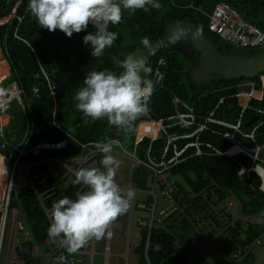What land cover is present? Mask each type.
Instances as JSON below:
<instances>
[{"label":"trees","instance_id":"1","mask_svg":"<svg viewBox=\"0 0 264 264\" xmlns=\"http://www.w3.org/2000/svg\"><path fill=\"white\" fill-rule=\"evenodd\" d=\"M18 2L20 5L15 15L0 27V48L11 70L10 77L6 80L16 82L20 89L21 102L15 98L9 104V107L14 106L11 103L16 104L15 111L18 115L21 113L19 118L17 113L15 114L19 136L14 139L13 144H19L23 140L29 145L59 140H64L66 144L63 150L44 149L39 155L28 150L18 160V166L25 167L30 177L35 180L37 193L41 194L47 208L65 196L75 199L83 187V184L74 183L75 175L66 184L61 182L66 173L61 163L72 165L71 160L75 157L86 159L95 154L93 159L102 170L100 161L103 156L95 148L96 142L108 138L118 139L125 150L132 153L136 141L135 157L141 164L131 171L130 186L134 189L148 187L150 162L158 164L166 152L165 160L171 159L176 152H181L177 158L178 163L170 169L171 178L178 182L181 190L198 192L215 183L222 196L227 195L223 189H228L236 197L240 204V214L248 218L242 219V222L245 220L243 224L245 229L242 230L241 222H237L227 241L218 243L213 251L191 229L184 217H176L164 229L151 230L149 243L159 246V250L147 251L149 264H229L225 256H231L264 235V225L248 223L251 217L261 216L264 212V192L260 189L262 177L254 171L239 174L242 167L250 168L252 162L245 148L264 145V113L260 115L257 123L250 127L247 125L253 116L259 114L257 110H264L262 74L251 79L224 80L201 91L192 92L185 79L189 62L180 51L185 50L184 44L169 46L168 49H156L146 64L151 69L147 78L152 80L158 59L164 58L167 67L161 68V71L165 73V80L160 89L154 88L147 114L135 121L131 131H125L109 124L107 119L92 121L90 117L85 118L83 113L77 110L74 99L76 92L83 87L87 73L110 70L119 75L123 71L120 67L123 60L106 54L99 58L91 55V46L83 43L84 35L95 32L91 24L86 31L73 33L71 38L59 29L49 32L45 28H40L28 9L29 0H0V19L13 15ZM220 2L228 3L253 28L264 31V0H159L163 6L159 10L150 9L145 12L143 9L135 11L122 9L121 22L118 25H108V30L117 32L118 38L110 48L105 49V52L116 53L117 49L126 43L124 42L126 38L130 39L129 43H136V48H144L141 43L143 37L147 36L153 43L161 36L170 21L182 18L192 20L226 53L236 52L252 56L262 52L264 47H237L209 30L210 14ZM133 48L130 47V50ZM6 76V72L0 70V83ZM245 82L250 85L237 88L238 84ZM15 86L16 84L10 85L5 93L7 91L8 94L9 91L13 93ZM239 91L252 92V95L248 99L242 98L238 96ZM174 97L183 103L175 104ZM245 102L248 108H244ZM185 104L194 107L195 123L184 127L174 125L176 113L190 112ZM211 111H214L213 118L225 125L206 122V117ZM85 119L88 123L84 122ZM159 121H162L161 124H171L172 127L161 131L158 129L161 125ZM153 122H156L154 130L147 127ZM237 123L239 132L232 127ZM258 125L260 126L254 132L255 141L242 135L250 133L253 127ZM201 126H206V129L202 130ZM140 127L144 128L138 130ZM0 141L2 145V138ZM167 146L169 149L166 151ZM21 149L22 145L16 151L8 147L7 150L1 149L0 153L12 154L14 163ZM198 150L202 155H196ZM262 159L264 160V155ZM89 164L90 161L82 167H88ZM31 166L33 167L30 169ZM257 170L264 178V163ZM5 171V165L0 161V189L6 183ZM17 175L18 171L15 183L18 181ZM66 178L67 176L63 180ZM262 187L264 189V183ZM155 188L158 190L159 186ZM37 193L31 191L27 195L14 194L10 206L19 203L27 230L33 233L41 252L47 255L42 254L37 264H50L60 255H64L68 260L70 254L58 246L59 241L53 242L48 237L47 229L50 222ZM145 200L151 201L152 198L147 195ZM3 214V209L0 208V233ZM184 228L189 230L192 240L185 235ZM139 234L138 247L131 253L135 264H146L144 259L146 230L141 228ZM176 240L180 245L179 250L175 248ZM195 241L201 245L202 250L197 247ZM55 247H58L55 253H50V248ZM90 247L91 240L78 252L85 253ZM27 264L35 263L27 260Z\"/></svg>","mask_w":264,"mask_h":264},{"label":"clouds","instance_id":"2","mask_svg":"<svg viewBox=\"0 0 264 264\" xmlns=\"http://www.w3.org/2000/svg\"><path fill=\"white\" fill-rule=\"evenodd\" d=\"M162 7L159 0H29L28 4L40 28L49 32L59 29L71 38L73 33L84 32L91 24L95 32L84 35L83 43L91 46V55L95 58L103 56L105 49L117 40L118 33L108 30V25L121 22L122 9L148 12ZM188 36V30L177 26L169 36V43L176 45ZM191 36L195 39L196 33H191ZM141 43L145 49L153 47L147 36ZM120 67L123 71L119 75L110 70L87 73L83 87L76 92L74 99L77 110L85 118L90 117L92 121L107 119L109 124L131 131L135 121L149 111L154 83L147 78L151 69L141 58H125ZM84 122L88 123V120ZM95 148L103 156L100 161L103 170L95 166L80 167L75 173L74 183L83 184L87 190L75 199L65 196L52 205L48 237L53 242L58 240V246L65 248L70 255L86 247L92 239H111L113 232L109 230L110 226L129 208L131 193L123 192L116 182L120 161L113 155L114 149L125 150L124 145L118 139L108 138L96 142ZM56 264L69 262L60 255Z\"/></svg>","mask_w":264,"mask_h":264},{"label":"built area","instance_id":"3","mask_svg":"<svg viewBox=\"0 0 264 264\" xmlns=\"http://www.w3.org/2000/svg\"><path fill=\"white\" fill-rule=\"evenodd\" d=\"M19 5L20 2L16 4L13 10V15L9 17L12 18L15 15L16 9ZM19 20L21 19L19 18ZM3 23L4 22L0 23V25ZM208 28L212 33L216 34L222 40L233 44L234 46H250L261 48L264 47V31H259L253 28L250 23L241 18L239 14L226 2H220L216 5L215 9L210 14ZM166 67V60L164 58L158 59L152 76V81L154 83L155 89H160L162 87V82H164L165 80V73L161 71V68ZM244 85L245 83L238 84L237 88H241ZM247 85H250V83H248ZM13 92L14 93H11V95L9 96L10 99L18 97L19 90L14 89ZM245 93L247 94L244 95L243 91H239L238 96L245 97L248 99L252 95V92ZM173 102L177 104L182 101L174 97ZM185 105L190 110V112L176 113V115L174 116L176 118V122L174 123V125L184 127L186 125H191L195 123L196 115L193 113L194 107L190 106L189 104ZM243 106L244 108H248L247 102H245ZM213 112L214 111H211L206 117V122H213L225 125L223 122L217 121L215 120V118H213ZM257 112L263 114L264 110H257ZM155 123L156 122H153L152 127H154ZM159 123L161 124L162 121H159ZM260 125L254 126L250 133L242 135L246 138L251 139L252 141H255L254 132L258 129ZM170 127H172L171 124H161L158 129L161 131H166ZM232 127L237 132H239V123L233 125ZM201 128L202 130L206 129V126H201ZM137 134L138 131L136 135ZM170 143L171 141L169 137V144ZM21 145L23 146V149L20 150V154L13 164L12 154L6 158L8 160L10 168V177L8 180L7 195L5 196L3 206L1 207L3 209L4 214L2 221V229L0 233V264H27V260L33 261L35 264H37L43 254L40 250L39 244H37L33 236V233L27 230V225L24 217L21 214L19 203L17 202L18 204L13 207L10 206L12 195L14 194L17 195L18 193H22L27 195L31 191L37 193L35 180H33L30 175H28L27 178L28 182H22L21 184L15 183V175L18 167V160L22 155L26 154L28 150L33 151L35 155H39L44 149L63 150L66 144L64 140H59L56 142L40 143L33 146L31 144L29 145L23 140L20 144H13L11 146L12 150L16 151ZM5 147L6 146L2 144V148ZM135 149L136 141H134L132 153L121 149L120 151L124 155H129L132 158L135 167H137L141 163L135 157ZM168 149L169 146H167L166 151ZM263 149L264 145L255 146L254 148H245V150L249 152L252 158V162L250 168L242 167L239 174L254 171L255 173H259L262 179H264L262 173L257 170V168L261 165L260 163L262 162L259 155H261ZM166 153L162 155V160H160L158 164L150 162V165L148 167L151 173L148 175V187L133 190L143 191L145 192V194L151 196L152 198L151 201L144 200L138 201L136 203V207L138 209L147 211L149 215L148 218H146L145 220L139 221V225L146 230V238L144 245V259L146 264H149L147 258V251L149 249L153 251L159 250V246L151 245L149 243L151 230L153 228L164 229L166 225L176 217H184L187 223L190 225L191 229L194 230L195 233H197L198 236L202 239L203 243L213 251L214 247L218 243L224 240L227 241L229 233L232 231L233 228H236L237 222L242 221V215L240 214V204L236 197L232 193H230L228 189H223V191L227 194L225 197L218 192V186L215 183L209 184L198 192H190L189 189L181 190L180 186L178 185V182L172 179L170 175V169L176 163H178L177 158L181 155V152H176L175 155L169 160H165ZM94 155L86 159H79L78 157H75L71 160L72 165H66L64 163H61L66 169V173L63 179L67 176V178L65 180L62 179L61 182L66 184L68 180H70L75 175L76 171L80 167L84 166L88 161H90L89 166L97 165V161L93 159ZM196 155H202V153L198 150ZM73 160H75L76 163H74ZM32 167L33 166H31V168ZM262 185L260 189L264 191ZM156 186H159L158 190L155 189ZM82 190L86 191L87 187L83 185V187L79 190L78 193L83 192ZM122 190L126 191V193H131L132 191L128 188H122ZM37 194L40 196L42 206L51 224L52 207L47 208L44 205L43 198H41V194ZM133 195L134 193L132 192V194L130 195L132 197V200ZM159 199L165 201V206L157 208ZM130 219L131 207L129 208V217L127 222V241L125 246V251L127 253L124 252V254L122 255L125 264H135L134 261H128V255L130 251L138 247V243L140 241L139 233L134 236L131 242L129 241ZM109 230L111 231V226ZM261 237L259 239H255L250 245L239 249L231 256H225L227 262H229V264H239L242 262V260L249 258L251 249L254 246L264 245V241ZM21 238L23 241H21ZM93 248L95 247L92 241V245L89 249L90 252L87 251L85 253H82L77 251L76 253L71 254L70 257H68L69 264H85V259L82 255L89 256L90 253L94 252L95 249L93 250ZM111 248L112 246L109 242L104 253V263L106 260L107 264H109V259L106 258V254L110 253ZM175 248L177 250L180 249V245L177 240L175 242ZM57 249L58 247L50 248L49 252L55 253V250ZM50 264H56V259H54Z\"/></svg>","mask_w":264,"mask_h":264},{"label":"water","instance_id":"4","mask_svg":"<svg viewBox=\"0 0 264 264\" xmlns=\"http://www.w3.org/2000/svg\"><path fill=\"white\" fill-rule=\"evenodd\" d=\"M177 26H181L189 31L188 38L180 42L184 44L185 50L183 51L180 49V51L183 52L189 62L185 79L192 92L201 91L209 85H215L224 80L251 79L259 74L264 76V50L252 56L243 53H226L217 47L205 33L188 18L170 21L166 25L161 36L152 43L153 47L151 49L137 47L127 54L112 52H105V54L112 58L122 60L129 57L141 58L147 64L156 49L170 48L169 36L172 30ZM193 32L196 33L195 39L191 36ZM12 84L13 83L10 85ZM260 115L259 113L253 116L252 120H250L247 125L250 127L257 123L260 120ZM7 166L9 168L8 162ZM184 233L186 236L190 237L191 240L193 239L187 228H184ZM195 244L202 250L198 242L195 241ZM125 253L127 252L125 251ZM206 256L208 257V255ZM104 264H107L106 260ZM242 264H264V245L255 246L251 250V257Z\"/></svg>","mask_w":264,"mask_h":264},{"label":"rangeland","instance_id":"5","mask_svg":"<svg viewBox=\"0 0 264 264\" xmlns=\"http://www.w3.org/2000/svg\"><path fill=\"white\" fill-rule=\"evenodd\" d=\"M10 20H11V17L8 16V17H5L3 19H0V23L4 22L3 24H5V23L9 22ZM3 24H1V25H3ZM1 25H0V27H1ZM129 41H130V39L126 38L125 41H124L126 43H124L121 46V48L117 49L116 53L127 54L128 52H130L134 48H136V46H137L136 43H134V42L129 43ZM130 47H134V48L132 50H130ZM115 48H117V47H115ZM1 57H2L3 60H5L3 55ZM11 83H13V82L12 81H8V80L5 79L4 81H2L0 83V85H4V86H8L9 87V85ZM247 84H248V82H245V85H247ZM2 87L3 86H0V93L2 92L1 91ZM245 94H247V93L244 92V95ZM7 97H9V96H7ZM242 98H245V97H242ZM11 104L14 105V106H10L9 107L11 109L10 112H8L9 110H6L5 108H3V110H2L3 116H4L3 117V120H4L3 121L4 122V133L9 132V133H11V134H13L15 136V137H13L14 139H17L19 135L17 133L18 132V130H17L18 127H17V124H16V118L17 117L18 118L21 117V113H20V115H18V112L15 111L16 110L15 109L16 104H13V103H11ZM12 107H13L14 110L12 109ZM8 113L11 116H13V117L8 116ZM16 113L18 115L17 117L15 116ZM9 118H10V121H8ZM151 126L152 125H148L147 127L152 129ZM1 135H3L2 126L0 127V136ZM21 142L22 141H20V143ZM0 143H1V141H0ZM2 153H6V151H2ZM113 155L115 156V158L117 160L120 161V166H119V168L117 170L116 177H115L116 182L118 183L120 188L131 189L132 190L131 194H132V192L134 193L133 200H132L131 196H129V198H128L129 199V208L131 207V219H130V223H129V226H130V235H129L130 239H129V241L131 242L133 240L134 236L136 234L140 233V231H141L142 227L139 225V221H143L146 218H148V216H149L147 211H144L142 209H138L136 207V202L144 201L147 194H145V192L140 191V190L133 191V190H136V189H134L129 184L130 176H131V170L133 168H135V164H134L132 158L129 155H124L120 151L119 148L114 149ZM262 155H264V149H263V152L261 153V155H259L261 160H263L262 159ZM73 162L76 163L75 160H73ZM262 163H264V162H261L260 164H262ZM95 167H98V165H95ZM29 168H28V170H30ZM17 171H18V175H17L18 181H17V183L21 184L22 182H28V180L26 178L28 172L26 171L25 167L18 166L17 167ZM7 189H8V180L6 181L4 187L2 189H0V208L3 206L4 198L7 195ZM122 191L126 193V191H124V190H122ZM162 206H165V201H162V200L159 199L157 208H160ZM129 208H128V211L124 215L120 216L111 225V231L113 232V236H112L111 239L104 238V239H101L99 241H97L95 239L91 240V245H92V241H93L94 247L95 246L96 247L93 248V250L95 249L93 253H90L89 256L87 255L88 258L84 257L85 264H104V253H105V249L107 247V244L109 242H110V245L112 246V248H111L112 252L110 251V254H111L110 258L111 259L109 258V260H110L109 264H125V261H124V258L122 257V255L125 252V246H126V241H127V227H128V223L127 222H128V217H129ZM243 218H245V217L242 215V219ZM245 219L247 220L248 218H245ZM248 223H251V224H264V212H263V214L261 216L251 217L249 219ZM243 224H245V220L243 222L241 221L242 230L245 229L243 227ZM261 238L264 241V235ZM93 259H94V263H93ZM128 261H130V262L134 261V258L132 257L131 251L129 252V255H128Z\"/></svg>","mask_w":264,"mask_h":264},{"label":"crops","instance_id":"6","mask_svg":"<svg viewBox=\"0 0 264 264\" xmlns=\"http://www.w3.org/2000/svg\"><path fill=\"white\" fill-rule=\"evenodd\" d=\"M2 55H3V53H2L1 48H0V70L6 72V74H7V76L2 80V81H4L8 77H10L11 70H10V67H9L8 63L5 60L2 59V57H1ZM13 83L16 84L15 87H16V89L19 90L18 97H15V98H18L19 100H21L19 85L16 82H13ZM6 90H8V86H4L3 85L2 90H1L2 92L0 93V104H2V107L0 108V123H1L0 127L2 126V133H3V135H1L0 138H2L3 145L6 146L5 148H2V145H1L0 149H4V150H7L8 147L11 148V146L13 145V141H14L13 137H15L13 134H11L9 132L4 133V122H3L4 121L3 120L4 116H3L2 110H3V108H5L6 110H9L8 112H10L11 109L9 108V104H10V102L13 99H15V98L10 99L9 97H7V96L11 95V91H9V94H8V91H7V93H5ZM19 115H20V113H19ZM8 116H11V115L8 113ZM11 117H13V116H11ZM1 118H2V121H1ZM8 121H10V118H9ZM1 155L5 156V157H9L10 156V155H4V154H1ZM12 164H13V161H12ZM16 174H17V170H16ZM15 177H16V175H15ZM263 181H264V179H262V184H263ZM258 225H264V224H258Z\"/></svg>","mask_w":264,"mask_h":264},{"label":"bare ground","instance_id":"7","mask_svg":"<svg viewBox=\"0 0 264 264\" xmlns=\"http://www.w3.org/2000/svg\"><path fill=\"white\" fill-rule=\"evenodd\" d=\"M14 93V92H13ZM12 93V94H13ZM2 121V120H1ZM142 128H144V127H142ZM141 127L140 128H138V130H140V129H142ZM152 130H154L153 129V127H152ZM0 157L1 158H4V159H0V161L5 165V168H6V181L7 180H9V177H10V171H9V168H8V166H7V162H8V160L5 158V157H3L1 154H0ZM106 258L107 259H109L110 258V253H107L106 254Z\"/></svg>","mask_w":264,"mask_h":264},{"label":"flooded vegetation","instance_id":"8","mask_svg":"<svg viewBox=\"0 0 264 264\" xmlns=\"http://www.w3.org/2000/svg\"><path fill=\"white\" fill-rule=\"evenodd\" d=\"M180 44H182V43H178V44H176V45H171L170 43H169V46H177V45H180ZM184 46V45H183Z\"/></svg>","mask_w":264,"mask_h":264}]
</instances>
